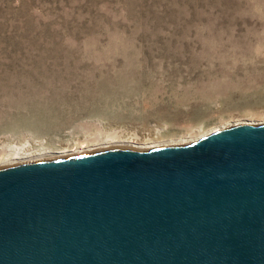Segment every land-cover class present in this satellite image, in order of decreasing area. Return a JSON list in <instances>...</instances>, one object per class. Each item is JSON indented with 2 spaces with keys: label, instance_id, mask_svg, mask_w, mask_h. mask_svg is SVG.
<instances>
[{
  "label": "rangeland",
  "instance_id": "1",
  "mask_svg": "<svg viewBox=\"0 0 264 264\" xmlns=\"http://www.w3.org/2000/svg\"><path fill=\"white\" fill-rule=\"evenodd\" d=\"M243 121L264 122V0H0V147L163 146Z\"/></svg>",
  "mask_w": 264,
  "mask_h": 264
},
{
  "label": "water",
  "instance_id": "2",
  "mask_svg": "<svg viewBox=\"0 0 264 264\" xmlns=\"http://www.w3.org/2000/svg\"><path fill=\"white\" fill-rule=\"evenodd\" d=\"M0 264H264V122L0 166Z\"/></svg>",
  "mask_w": 264,
  "mask_h": 264
},
{
  "label": "bare ground",
  "instance_id": "3",
  "mask_svg": "<svg viewBox=\"0 0 264 264\" xmlns=\"http://www.w3.org/2000/svg\"><path fill=\"white\" fill-rule=\"evenodd\" d=\"M193 134L194 133H191V136H189L190 138L188 139V141L177 143V144H187V143L194 142L195 140H197V138L196 139H192V138L197 137V135L194 136ZM124 140L125 139L122 138V135H119L117 132H109L106 135H103V136L100 135V137L93 136L91 138L78 141L76 145L74 146V149H72L74 152L71 154L85 152V151H77V150H87L89 148V145L91 144L93 146L102 145V144H119L121 142H124ZM172 145H175V144H172ZM29 146L30 144L27 142L24 144L22 143L20 145L19 144L1 145L0 147V166L48 158L47 156H45L46 153H56V151H48V148H44V147H39L37 149L31 150ZM155 146H161V145H157V143L147 141L145 145H141V147L139 148L155 147ZM98 148H101V147H96V149ZM55 156H60V155H54V156H49V157H55Z\"/></svg>",
  "mask_w": 264,
  "mask_h": 264
}]
</instances>
